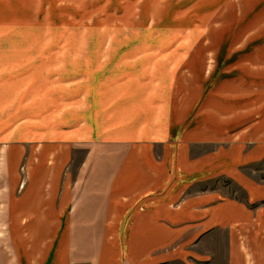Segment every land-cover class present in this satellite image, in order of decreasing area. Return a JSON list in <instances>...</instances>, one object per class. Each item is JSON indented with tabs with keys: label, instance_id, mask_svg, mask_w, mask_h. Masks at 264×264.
<instances>
[{
	"label": "crops",
	"instance_id": "crops-1",
	"mask_svg": "<svg viewBox=\"0 0 264 264\" xmlns=\"http://www.w3.org/2000/svg\"><path fill=\"white\" fill-rule=\"evenodd\" d=\"M241 69L188 125L184 80L159 116L0 139V264H264V78Z\"/></svg>",
	"mask_w": 264,
	"mask_h": 264
},
{
	"label": "rangeland",
	"instance_id": "rangeland-1",
	"mask_svg": "<svg viewBox=\"0 0 264 264\" xmlns=\"http://www.w3.org/2000/svg\"><path fill=\"white\" fill-rule=\"evenodd\" d=\"M198 53L197 77L189 70L202 61L189 62ZM242 64L264 78V0L1 2L0 139L67 134L86 122L99 129L155 104L144 113L159 116L184 80L192 86L184 100L197 89L188 125ZM251 168L264 179V161Z\"/></svg>",
	"mask_w": 264,
	"mask_h": 264
}]
</instances>
